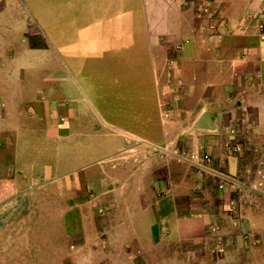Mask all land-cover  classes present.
I'll use <instances>...</instances> for the list:
<instances>
[{
    "label": "rangeland",
    "instance_id": "374dc122",
    "mask_svg": "<svg viewBox=\"0 0 264 264\" xmlns=\"http://www.w3.org/2000/svg\"><path fill=\"white\" fill-rule=\"evenodd\" d=\"M153 2L131 0L129 8L117 6L114 12L128 14L133 31L141 33L161 19L160 8ZM42 3L0 0V264H63L64 257L76 264L74 260H79L82 252L85 257L94 252L121 264L149 256L148 264H264L263 215L248 216L244 221L252 240L258 237L256 243H240L234 237L225 254L215 255L208 232L210 222L199 218L202 213L193 211L188 199L175 197L178 211L173 209L167 219L161 212L159 220L152 213L154 204L147 206L138 200L139 194L117 192L112 205L107 194L101 195L108 191L109 177L123 172L122 167L112 169L106 145L120 146L123 140L107 130L98 117L73 118L77 101L84 97L74 79V8ZM59 11L64 16L57 18ZM104 25L113 27V32L127 26ZM165 34L161 27L156 30L157 36ZM79 114L83 116V109ZM150 156L148 160L156 157ZM174 162L184 169L188 180H173L170 191L162 184L155 186L147 174H155L153 169L158 166L164 168L166 177L169 170L166 163L161 167L150 160V169L143 170L145 177L140 184L145 199L164 200L176 189L183 194L197 189L193 170ZM72 179L75 189L65 190ZM125 196L131 201L124 202L121 198ZM215 202L212 200V208L220 207L219 213L222 204ZM259 205H264V200L255 201L252 207ZM73 226L75 230L82 226L84 240L89 230H99L104 238L85 240L83 247L79 235L67 233ZM157 227L169 230L161 242L155 241ZM228 232V228L223 230L225 236L233 235ZM200 234L202 238L194 240L191 248L179 256V252L174 253L180 240L191 241ZM17 237L20 240L16 242Z\"/></svg>",
    "mask_w": 264,
    "mask_h": 264
},
{
    "label": "crops",
    "instance_id": "0c3cea01",
    "mask_svg": "<svg viewBox=\"0 0 264 264\" xmlns=\"http://www.w3.org/2000/svg\"><path fill=\"white\" fill-rule=\"evenodd\" d=\"M150 2L160 8L161 19L141 33L133 31L132 19L128 14L114 12L117 6L129 8L131 0H43L42 5L74 8L72 19L77 24L73 37L74 79L80 84L84 97L77 101V112L73 115L72 111L73 118L83 120L90 115L98 117L107 130L118 134L123 140L120 146L106 145V150L111 151L107 161L113 163L112 169L122 167L123 172L122 175L116 173L109 177L108 191L101 195L107 194L112 205L115 203L113 195L117 192L123 195L126 192L139 194L138 200L141 199L147 206L154 204L152 213L159 220H162L161 212L163 219H167L173 209L178 211L175 197L188 199L190 208L202 213L199 218H204L211 225L212 217L220 209L214 206V212L212 200L216 201L215 205L222 204L221 210L224 209L221 194L216 192L213 183L208 184L209 179L206 178L203 191L194 187L183 194L181 189H176L174 193H168L172 194L168 199H145L140 184L145 177L143 170L150 169V160L160 166L162 162L166 163L169 170L166 177L163 175L164 168L158 166L153 169L155 174H147L146 177L155 186L162 184L170 191L173 180L183 182L188 177L174 160L161 161L157 157L148 160L151 156L146 148L129 144L124 136L163 146L167 143L179 144L183 136L199 135L218 170L234 176L243 175L245 168L254 164V155L245 152L239 156H229L222 148L225 137L219 136L218 132L225 126H231L238 130V142L264 145V41L258 37L259 18L256 16L264 8V0ZM204 7H209V12L201 15ZM63 16L59 11L56 17ZM262 19L264 21V16ZM111 23H125L127 26L121 32H113L110 30L113 27L104 25ZM159 27L165 30V35H156ZM162 38L167 41L166 44L161 42ZM186 38L190 39V43L176 50L175 44ZM59 47H62L60 42ZM171 61L175 66L169 71ZM168 81H171V86ZM80 109H83V116L79 114ZM204 111L210 114L214 131L194 130V122ZM100 148H105V145ZM139 166L140 173H137ZM192 176L196 184L198 177L195 174ZM180 177L184 178L181 180ZM98 181L103 182L102 179ZM206 183L208 186H205ZM75 187L74 179L65 184L68 191ZM121 199L131 201L126 196ZM263 200L264 192L253 195L243 211V225L248 216H264V205L252 207L255 201ZM153 201L155 203H151ZM221 225L223 230L228 228L229 234H235L228 221H223ZM70 229L67 233L79 235L83 247L86 246L85 240L95 241L94 238L98 236L104 238L99 230H89L84 240L82 226L77 230L75 226ZM168 231H160L157 227L155 241L161 242ZM202 236L200 234L191 241L183 238L174 253L181 255L192 247L194 240L199 241ZM133 237L139 238L136 233ZM18 239L15 238L16 242ZM236 241L241 243L239 238ZM83 253L79 260H74L76 264H121L118 260L105 259L94 252H90L88 257ZM149 259L150 256L146 260L135 257L131 262L148 264ZM63 262L70 264V259L64 257Z\"/></svg>",
    "mask_w": 264,
    "mask_h": 264
},
{
    "label": "built area",
    "instance_id": "2783aa9c",
    "mask_svg": "<svg viewBox=\"0 0 264 264\" xmlns=\"http://www.w3.org/2000/svg\"><path fill=\"white\" fill-rule=\"evenodd\" d=\"M209 12V7L201 10V15ZM250 18L252 15H249ZM259 18L257 23L258 37L264 41V8L256 15ZM220 36V35H218ZM161 42L166 44L167 41L162 38ZM190 39L186 38L183 42L175 44L176 50H181L185 44H189ZM175 63L170 62L168 70L174 69ZM171 86V81H168ZM219 136H224L222 148L229 156H239L245 152L254 155L255 160L252 166L245 168L243 175L234 176L215 167L214 158L208 151L207 146L199 135L183 136L179 144L167 143L163 146H154L143 140L124 136L126 142L136 147L143 146L151 155L154 154L159 160H174L189 166L194 174L198 177L196 190L203 191L204 180L210 179L216 192L220 193L221 200L224 202V209L212 217V223L209 226L210 243L213 246L215 255H223L227 248L233 243L235 238H239L245 243H256L257 236L252 240L249 230L243 225V211L251 202L254 194H263L264 192V145H244L236 140L238 130L231 126L223 127ZM133 147V146H132ZM147 154V153H146ZM228 221L235 234H223L221 223ZM251 238V239H250ZM251 240V241H250Z\"/></svg>",
    "mask_w": 264,
    "mask_h": 264
},
{
    "label": "water",
    "instance_id": "95a60500",
    "mask_svg": "<svg viewBox=\"0 0 264 264\" xmlns=\"http://www.w3.org/2000/svg\"><path fill=\"white\" fill-rule=\"evenodd\" d=\"M194 130L214 131L215 125L210 114L204 111L193 124Z\"/></svg>",
    "mask_w": 264,
    "mask_h": 264
},
{
    "label": "trees",
    "instance_id": "16d2710c",
    "mask_svg": "<svg viewBox=\"0 0 264 264\" xmlns=\"http://www.w3.org/2000/svg\"><path fill=\"white\" fill-rule=\"evenodd\" d=\"M207 183H208V184H209V183H212V181L209 179V181H208ZM207 183L205 184V186H208Z\"/></svg>",
    "mask_w": 264,
    "mask_h": 264
}]
</instances>
